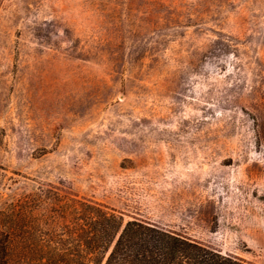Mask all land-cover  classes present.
<instances>
[{
  "label": "rangeland",
  "instance_id": "rangeland-1",
  "mask_svg": "<svg viewBox=\"0 0 264 264\" xmlns=\"http://www.w3.org/2000/svg\"><path fill=\"white\" fill-rule=\"evenodd\" d=\"M51 186L264 264V0H0V214Z\"/></svg>",
  "mask_w": 264,
  "mask_h": 264
},
{
  "label": "trees",
  "instance_id": "trees-1",
  "mask_svg": "<svg viewBox=\"0 0 264 264\" xmlns=\"http://www.w3.org/2000/svg\"><path fill=\"white\" fill-rule=\"evenodd\" d=\"M53 189V190H51ZM41 189L0 214V264H252L89 199Z\"/></svg>",
  "mask_w": 264,
  "mask_h": 264
}]
</instances>
